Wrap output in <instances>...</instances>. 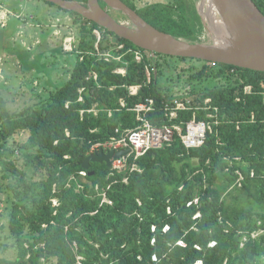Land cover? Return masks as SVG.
<instances>
[{"label": "trees", "instance_id": "trees-1", "mask_svg": "<svg viewBox=\"0 0 264 264\" xmlns=\"http://www.w3.org/2000/svg\"><path fill=\"white\" fill-rule=\"evenodd\" d=\"M123 1L155 28L198 39L202 23L189 0L143 8ZM253 2L264 14V0ZM64 11L83 20L69 77L25 109H9L0 93V193L6 194L0 247L11 251L0 255V264H264V72L201 60L187 69L165 67L161 57H174L153 52L148 82L146 60L125 52L141 48ZM94 30L101 34L99 50L116 53L113 47L123 44L116 53H125L121 60L99 59ZM118 67L125 74L114 72ZM177 70L187 77L174 78ZM176 79L189 87L174 89ZM211 79L217 83L208 87ZM137 84L138 93L129 95L126 86ZM147 98L154 104L146 117L156 126L168 122L166 102L188 98L171 121H188L193 113L209 120L203 144L185 148L174 135L135 159L129 154L121 170L97 162L84 169V159L100 152H91L94 144L137 126L130 108ZM93 106L97 114L88 111ZM18 133L26 137L13 141ZM15 156L25 159L23 166Z\"/></svg>", "mask_w": 264, "mask_h": 264}, {"label": "rangeland", "instance_id": "rangeland-1", "mask_svg": "<svg viewBox=\"0 0 264 264\" xmlns=\"http://www.w3.org/2000/svg\"><path fill=\"white\" fill-rule=\"evenodd\" d=\"M136 8H143L153 3H165L167 0H130ZM190 5L198 12L197 0H189ZM6 16L0 18V93L7 101V107L13 111L25 109L35 102L48 97L61 82L64 83L69 77L72 64L76 59L77 52L64 51V43L70 48L65 40H74L72 47L78 50L81 37L78 30L82 19L75 17L56 5L49 4L43 0H0L1 12ZM191 13L190 8L187 16ZM111 14L119 21L128 24L129 21L117 11ZM199 15V13H198ZM2 16V15H1ZM202 23V29L198 31L197 41L206 42L207 32ZM165 67L168 65L184 67L187 69L190 63L200 66L198 60L188 59L180 61L178 58H162ZM191 61V62H190ZM172 69V67L170 68ZM172 71L174 78L177 73ZM182 79L187 77L188 71H181ZM65 78V79H64ZM165 81V77H162ZM64 79V80H63ZM63 80V81H62ZM177 80V79H176ZM175 80L178 88H188V83ZM60 83V84H59ZM211 79L206 82L208 87L216 84ZM25 133H18L13 141L24 140ZM18 166H23V157H14ZM30 177L32 170L26 168ZM6 194L0 193V212H4ZM6 223V217L2 218ZM11 251H4L0 247V255L10 256Z\"/></svg>", "mask_w": 264, "mask_h": 264}, {"label": "water", "instance_id": "water-1", "mask_svg": "<svg viewBox=\"0 0 264 264\" xmlns=\"http://www.w3.org/2000/svg\"><path fill=\"white\" fill-rule=\"evenodd\" d=\"M43 1L73 11L141 49L264 72V14L253 0H209L224 28L219 42L189 40L163 32L145 21L123 0L100 1L107 8L124 15L128 24L116 19L108 9L101 6L99 0H87L85 3L78 0ZM202 22L205 26L203 19ZM129 151L126 148L89 154L82 167L88 169L91 162L105 163L110 167L112 158Z\"/></svg>", "mask_w": 264, "mask_h": 264}, {"label": "built area", "instance_id": "built-area-1", "mask_svg": "<svg viewBox=\"0 0 264 264\" xmlns=\"http://www.w3.org/2000/svg\"><path fill=\"white\" fill-rule=\"evenodd\" d=\"M94 33L97 35L95 50L97 51L96 54L98 55L99 59H104L105 61H109L110 59H115L117 61L121 60L122 56L125 53L123 52L124 54L122 53L119 55H116V53L118 52V50L124 47L123 44H120L115 48L113 47L116 53H112V51L110 50H99L98 42L101 38V34L98 30H94ZM65 41L69 44L70 48H68L67 45L64 43V51L78 52L76 48L72 47V42L74 40L68 38ZM125 52H130L137 62L146 60L145 72L147 76V81L149 82L152 76V72L155 70V68L152 66L153 63H155L156 61L155 54L149 50L133 48H129ZM114 72L125 74L126 69L125 67H118L114 70ZM96 77V73L93 72V78L96 79ZM140 86L141 85L138 84L127 85L126 88L128 90V94H137ZM250 89V86L244 87V90L247 92ZM82 91L83 89L79 90L80 93ZM78 100L82 101L83 97L80 95ZM119 101L120 105L124 107L125 100L121 98ZM189 102L190 101L188 98H186L185 102L181 98H173L172 100L166 102L164 104V111L166 117H168V122L163 123L161 126H156L152 124L146 117V114L153 110L154 100L152 98H147L145 101L136 103L134 107L130 109L135 112V118L136 121H138L137 126L124 130L122 135L118 138L113 136L105 142L94 144L91 147V152L95 150H103L104 152H109L129 148L130 152L128 154L111 159L112 161L110 167L112 171H114L121 170L126 165L129 154H133V158L135 159L139 156H142L147 150L151 148H159L165 144H170L174 135H177L179 137L181 143L184 145L185 148H193L200 146L204 142L206 131H211L212 129L211 122L209 120H197L195 114L193 113L192 119L188 121H180V123H175L171 121L172 119L177 117L178 111L187 109V105ZM209 102L210 98L204 99V110L210 109ZM214 110L217 111V107H214ZM88 111H91L94 114H97L98 112V110L94 106ZM110 114L111 113L109 112V115ZM206 116L208 118H213L214 114L208 112L206 113ZM131 170L139 171L136 164L132 165ZM81 175L84 176L85 173L81 172ZM124 181H126V179H124ZM103 200L109 202L105 197L103 198ZM53 203L56 204V201L54 200Z\"/></svg>", "mask_w": 264, "mask_h": 264}, {"label": "bare ground", "instance_id": "bare-ground-1", "mask_svg": "<svg viewBox=\"0 0 264 264\" xmlns=\"http://www.w3.org/2000/svg\"><path fill=\"white\" fill-rule=\"evenodd\" d=\"M197 9L205 22L208 42H219L224 28L218 14L211 7L209 0H197Z\"/></svg>", "mask_w": 264, "mask_h": 264}, {"label": "flooded vegetation", "instance_id": "flooded-vegetation-1", "mask_svg": "<svg viewBox=\"0 0 264 264\" xmlns=\"http://www.w3.org/2000/svg\"><path fill=\"white\" fill-rule=\"evenodd\" d=\"M99 3L101 4L102 2L99 0ZM105 5V4H104ZM101 6H102V4H101ZM103 8H105V9H108V11L111 13L112 11H114L115 12V10H111V9H109V8H107L106 7V5L105 6H102ZM119 13V12H118Z\"/></svg>", "mask_w": 264, "mask_h": 264}, {"label": "crops", "instance_id": "crops-1", "mask_svg": "<svg viewBox=\"0 0 264 264\" xmlns=\"http://www.w3.org/2000/svg\"><path fill=\"white\" fill-rule=\"evenodd\" d=\"M1 15H2V16H1ZM1 15H0V18L2 19V18H4V17L6 16V12L2 11V12H1ZM2 20H4V19H2Z\"/></svg>", "mask_w": 264, "mask_h": 264}]
</instances>
